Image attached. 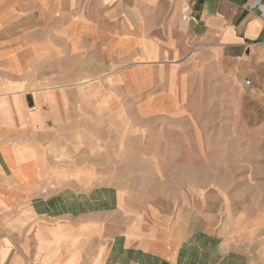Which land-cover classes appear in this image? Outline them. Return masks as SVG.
I'll return each instance as SVG.
<instances>
[{"label": "crops", "instance_id": "1", "mask_svg": "<svg viewBox=\"0 0 264 264\" xmlns=\"http://www.w3.org/2000/svg\"><path fill=\"white\" fill-rule=\"evenodd\" d=\"M86 1L0 0V264H250L168 192L94 184L83 144L138 90L185 106L189 65L223 76L221 122L243 116L241 75L264 109V0ZM127 59L108 82L83 76Z\"/></svg>", "mask_w": 264, "mask_h": 264}, {"label": "rangeland", "instance_id": "2", "mask_svg": "<svg viewBox=\"0 0 264 264\" xmlns=\"http://www.w3.org/2000/svg\"><path fill=\"white\" fill-rule=\"evenodd\" d=\"M157 32L153 28L148 34ZM132 60L117 61L113 71L110 66L89 69L83 76L95 77L92 83L108 82L119 68L132 66ZM85 63L95 65L94 60ZM185 68L190 76L180 93L183 107L143 106L145 96L139 90L130 103H117L114 111L105 113L100 104L102 112L96 115L101 119L92 130L103 138L83 144L98 154L85 155L98 163L94 184L128 180L136 185L133 192H168L197 227L217 230L250 264H264V109H252L250 83L243 91V116L237 122H221L220 106L226 104L223 76L203 65ZM245 79L251 81L240 76L243 84Z\"/></svg>", "mask_w": 264, "mask_h": 264}, {"label": "built area", "instance_id": "3", "mask_svg": "<svg viewBox=\"0 0 264 264\" xmlns=\"http://www.w3.org/2000/svg\"><path fill=\"white\" fill-rule=\"evenodd\" d=\"M250 83H251L250 79H245V80H244V84H245V85H250Z\"/></svg>", "mask_w": 264, "mask_h": 264}]
</instances>
